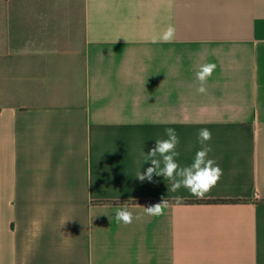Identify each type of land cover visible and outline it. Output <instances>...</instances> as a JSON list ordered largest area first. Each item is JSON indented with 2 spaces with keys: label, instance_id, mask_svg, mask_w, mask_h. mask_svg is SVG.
Here are the masks:
<instances>
[{
  "label": "crops",
  "instance_id": "0c3cea01",
  "mask_svg": "<svg viewBox=\"0 0 264 264\" xmlns=\"http://www.w3.org/2000/svg\"><path fill=\"white\" fill-rule=\"evenodd\" d=\"M166 128L239 200L140 181ZM0 264H264V0H0Z\"/></svg>",
  "mask_w": 264,
  "mask_h": 264
},
{
  "label": "clouds",
  "instance_id": "9594fccd",
  "mask_svg": "<svg viewBox=\"0 0 264 264\" xmlns=\"http://www.w3.org/2000/svg\"><path fill=\"white\" fill-rule=\"evenodd\" d=\"M175 27L169 25L166 30L158 37H153L152 43H170L175 38ZM214 63H205L200 66L197 72V79L200 81V87L197 91L201 94L207 89L204 87L208 77L215 70ZM166 139L155 140V146L145 154V163L150 162L151 166L147 167L143 173H138L137 178L140 181L145 179L151 181L153 175L163 176L171 181L172 192H177L181 187L187 189L192 196L197 199H204L206 194L216 186L223 170L219 167L214 159L208 158V154L212 151L211 146L206 142L212 139V133L207 128L198 131L197 139L201 147L196 151L193 162L188 166H181L177 162L179 153L176 151L179 144V137L174 128L165 129ZM163 165V166H161ZM179 200V197L177 198ZM167 207V202L156 203L145 208L146 214L149 216L163 215V209ZM133 213L127 207H123L115 213V219L124 224H131L133 221ZM139 220L140 217L136 216Z\"/></svg>",
  "mask_w": 264,
  "mask_h": 264
},
{
  "label": "trees",
  "instance_id": "16d2710c",
  "mask_svg": "<svg viewBox=\"0 0 264 264\" xmlns=\"http://www.w3.org/2000/svg\"><path fill=\"white\" fill-rule=\"evenodd\" d=\"M239 199L237 198H204V199H192V198H187L185 201L187 202H235L238 201ZM134 201V200H132Z\"/></svg>",
  "mask_w": 264,
  "mask_h": 264
}]
</instances>
